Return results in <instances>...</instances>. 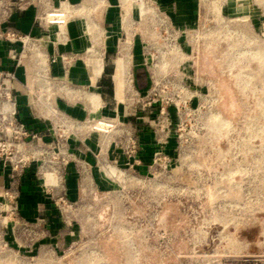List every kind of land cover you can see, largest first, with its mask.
<instances>
[{"label":"rangeland","instance_id":"1","mask_svg":"<svg viewBox=\"0 0 264 264\" xmlns=\"http://www.w3.org/2000/svg\"><path fill=\"white\" fill-rule=\"evenodd\" d=\"M86 1L85 9L73 17H101L95 2ZM136 1L130 0L129 19L123 25L120 0H109L115 25L105 30L95 26L88 36L94 51L89 57L97 60L105 50L107 28L115 30L105 62L113 75L119 47L129 42V68L122 116L110 118L114 127L109 132H94L96 169H79L90 181L82 186L84 196L77 203L68 201L62 187L73 160L68 143L99 120L70 127L47 117L51 146L38 145L31 131L20 130L10 90L11 131L6 133L8 126L0 122V141L6 145L0 149V162L12 179L0 199V264H264V0H236L237 11L228 9L229 0H220L221 20L213 14L202 19L199 11L197 37L181 38V49L189 57L187 83L194 89L201 80L212 84L200 108L196 102L183 108L167 104L169 87L159 97L148 95L152 68L134 54L139 41L147 45L145 53L150 52L155 42L151 36L165 12L158 0H143L155 12L143 20ZM27 48L24 55L29 57ZM99 64L95 62V71ZM135 69L147 79L141 93L135 89ZM35 76L40 87L31 95L36 105L32 112L43 115L38 102L57 109L54 102L66 89L49 69ZM162 80L169 82V76ZM109 81L113 95L111 77ZM90 90L94 92L87 87L81 91ZM152 98L158 102L149 104ZM139 115L143 119L137 122ZM139 126L155 133L150 165L143 168L134 164ZM103 166L115 169H98ZM45 172L55 176V184H46ZM25 173L34 177L37 187L49 189L41 191L60 221L56 233L48 229L47 220L28 222L20 216L19 180ZM53 216L47 213L45 218Z\"/></svg>","mask_w":264,"mask_h":264},{"label":"crops","instance_id":"2","mask_svg":"<svg viewBox=\"0 0 264 264\" xmlns=\"http://www.w3.org/2000/svg\"><path fill=\"white\" fill-rule=\"evenodd\" d=\"M103 1L106 6L101 11L102 16L97 19H87L77 16L73 17L75 14L74 10L85 9L82 7L88 2L86 0H0V32H14L17 35L29 36L31 38L32 41L29 46L33 45L34 49H38L44 54L47 70L49 69L50 75L55 81H59L63 89H66L64 97L55 100V107L72 118L76 123L94 118L111 121L110 118L122 116L120 114L121 101L116 99L115 84L113 82L115 94L112 95V85L109 81V78L114 77L116 74L115 65L113 75H111L107 66L108 63L105 62L106 54L111 51V41H113L112 37L115 34V30L107 28L108 30L105 32L107 35L103 41V43L105 42V50L99 55V58L102 60L100 70L95 71L94 60L90 57L86 58L84 55L86 50L90 47L93 48L89 44L92 40L88 37L90 33H87L85 30L86 24L100 26L104 30L106 26L115 25V20L111 22L109 17V0ZM235 1L229 0V10L237 11V7L233 6ZM62 3H66L73 13L68 15L63 24L64 38L63 41H60L57 37L59 26L44 27L43 24H40L39 20L43 15L51 11L60 10ZM157 4L172 18L173 23L178 27H193L198 23L200 5L196 0H158ZM103 29L101 28L102 34L104 33ZM51 35H53V42L50 41ZM138 44L140 46H137V51L134 54L136 59L142 57V42L139 41ZM22 50V45L19 41L10 42L4 36L1 37L0 72L12 73L14 75L10 87L13 91L15 106H17L16 121L23 128L31 131L30 134L37 139L38 145L51 146L50 143L47 144L51 142V135H46L47 133L50 134V129H48L49 127L46 123V119L49 117L47 118V116L39 112H32V108L36 105L30 102L31 95L34 94L33 90L35 91L40 87V83L35 75L42 73V68L33 53L30 54L26 62L21 60L22 58H12L13 54L18 58ZM96 74H99V76L96 77ZM133 79L135 89L139 93L145 91L147 79L141 70H134ZM85 87L93 89L94 92L100 95V106L95 108L86 98L88 93H92L93 91L82 92L81 90ZM141 119H143V116L139 115L136 121L138 122ZM125 121L128 122V118ZM138 128L140 129L138 132L139 146L134 164L138 168H143L150 165V155L155 148V133L147 131L146 128L141 126ZM95 134L98 135V133H90L87 130L85 131V135L78 136V133H75L68 143V149L73 155V160L66 167V169L70 170V174L66 176L62 187L70 203L75 204L84 196L83 191L85 189L82 186L86 185L87 181H90L88 177L85 178L84 175L79 173V169L86 171L96 169L95 164L97 162L93 154ZM53 147L55 148L54 145ZM122 159L123 161L121 162L125 164L126 159ZM8 178L9 174L0 162V199L4 196V189L8 186V181L12 180H8ZM19 181L20 192L18 203L20 216L28 222L47 220L48 229L52 233L60 230V221L54 218L53 215L55 214H53L52 206L48 204V199L42 193L44 189L46 191H49V189L43 185L42 188L44 189L42 190L39 187L41 186L40 184L37 187L34 177L30 173H25ZM47 213L53 216V218H45Z\"/></svg>","mask_w":264,"mask_h":264},{"label":"built area","instance_id":"3","mask_svg":"<svg viewBox=\"0 0 264 264\" xmlns=\"http://www.w3.org/2000/svg\"><path fill=\"white\" fill-rule=\"evenodd\" d=\"M159 10V8H157ZM58 11V10H55ZM53 13H58L54 12ZM155 13V12H154ZM153 13V14H154ZM66 13H58V14H52V12L45 14L43 17L40 18V24H43L45 27L48 26H60L63 25L65 20L67 19L68 15ZM48 16V17H47ZM46 18H49L47 20ZM62 18V19H59ZM158 21H155V24L157 26ZM159 28V30H158ZM159 32H158V31ZM188 34L191 35V37H197L198 35V29H196L195 26L193 27H178L173 23V20L170 16H168L166 13L163 14V18L159 19V27H155L154 33L151 37L153 39L155 38V42L151 43L150 52L145 53V47L147 45L141 44V50H142V56L144 57V65L149 66L152 68L151 74L152 76H149V89L148 95L152 94L153 96H160L159 93H162L163 90H166L169 87V98H166V103L171 106L176 107H188L193 103H197V106L200 108L202 107V104L206 102V98L209 96L210 91V85H212L210 82L205 81V83H201L199 81L198 87L192 88L191 85L187 83V77H186V69L189 67L188 61L189 57L186 53H184L181 49L182 46V40L181 38L184 36H187ZM5 37L6 39L10 40V42H20L22 45V52L19 53V58H22V56L25 53V50L28 49L27 47H33L29 46L31 44V38L29 36H20L17 35L14 32H7L3 33L0 32V39L1 37ZM162 40L163 43H159L158 41ZM180 40V41H179ZM142 42V41H141ZM147 44V43H146ZM13 59H16V55L13 54ZM54 62V61H52ZM169 68V82L164 81L162 79L167 78L166 70ZM153 72V73H152ZM161 73V74H160ZM163 73V74H162ZM155 74H158V76ZM161 78L159 79V77ZM14 79V75L12 73H4L0 72V98L5 101H10V90H11V83ZM195 86V85H194ZM158 93H157V92ZM213 94H214V100L213 102H216L219 98L218 92L215 90V87H213ZM158 99L152 98L149 100V104H154ZM162 101V99H160ZM1 104V102H0ZM178 109V108H177ZM14 114V113H13ZM12 114V115H13ZM3 113L0 109V116H2ZM12 118V117H11ZM5 127V132L8 133L11 130H7V128L12 129V121H7ZM9 128V129H10ZM23 129L22 126H20V130ZM2 132V131H0ZM23 134H26L23 132ZM134 144V142H132ZM6 148V145L4 143H1L0 141V149L3 151ZM133 150L130 151V153L135 152V146H132Z\"/></svg>","mask_w":264,"mask_h":264},{"label":"bare ground","instance_id":"4","mask_svg":"<svg viewBox=\"0 0 264 264\" xmlns=\"http://www.w3.org/2000/svg\"><path fill=\"white\" fill-rule=\"evenodd\" d=\"M93 1L96 4L95 8L100 9V11H102V9H104L106 6V4L103 0H93ZM239 1L246 2L247 0H239ZM120 4H121L122 10L124 11L122 21H121L122 24L124 25L127 22V20L129 19L131 4H130V0H120ZM137 8H138L139 14H140V16H142L143 20L145 19V16L147 14L154 13V12H152V10L150 8L145 7V3L143 0H138ZM220 8H221L220 0H217V1L215 0L212 2H207V0H200V17L202 19H207L210 17L211 14H213V16L220 19ZM81 11H83V9L74 10L73 12L74 13H78V12L81 13ZM54 12L66 13L67 15L73 13L72 10H70L69 6H67L66 3H62L60 10L54 11ZM58 13H53V11H52V14H58ZM66 14H65V16H66ZM46 19L49 20V18H46ZM59 19H62V18H59ZM62 29H63V25H60L59 26V33L57 35V37L60 41H63V38H64V33H63ZM85 30L87 33L91 34L94 31H96L97 28L93 25H87L86 24ZM129 49H130L129 42L122 43L119 47L118 57L114 60L115 73L116 74L114 75V77H112V80H113L115 87H116V99L118 101H121V99H122V91L124 88L125 75H126L128 68H129L128 67ZM30 51H31V53H33V55L38 60V64L41 65L42 72L46 73L47 72V64H46V58H45L44 54L41 51H39L38 49H34L33 47H30ZM93 52H94L93 49L90 47L88 50L85 51L84 55L86 58H89V54H93ZM22 60L26 62L28 60V57L26 55H23ZM94 62H100V64L98 65V70H100L102 67V60L100 58H98L97 60L95 59ZM95 76L97 77V76H99V74L98 75L96 74ZM79 93H80V91H79ZM86 98L94 105L95 108L100 106V101H99L100 95L97 92L88 93V96H86ZM91 99H92V101H91ZM38 108L40 109V111H42V113L45 116H47L51 119L56 118V119L62 121L64 124L69 125L70 127L72 125L74 126L76 123L72 118H70L65 113L61 112L58 109L51 107L50 104H43L41 102H38ZM0 109L3 113V115L0 116V122L2 124L7 123V121L11 120L12 114L14 112L13 104L11 102H9L8 100L2 101L0 104ZM113 123H114V121H112V120L111 121L99 120L93 126L86 127V130L90 133L91 132L92 133L93 132L107 133V132H109V130H108L109 128L114 127ZM7 130L9 131L10 129L7 128ZM100 137H103V134H101ZM100 169L101 170H109V169H115V168L112 166H108V167L103 166ZM43 177L46 180V184L52 185V184L56 183V178L53 174L45 172L43 174Z\"/></svg>","mask_w":264,"mask_h":264}]
</instances>
